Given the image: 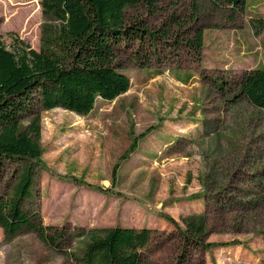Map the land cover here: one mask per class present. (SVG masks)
<instances>
[{
  "label": "rangeland",
  "instance_id": "374dc122",
  "mask_svg": "<svg viewBox=\"0 0 264 264\" xmlns=\"http://www.w3.org/2000/svg\"><path fill=\"white\" fill-rule=\"evenodd\" d=\"M191 1L126 8L152 31L173 11L184 23L152 46H117L125 93L86 115L40 111L41 160L23 209L64 232L62 248L0 227V264H73L89 230L115 226L152 230L141 264H264V110L239 91L245 70L264 68V0H245L241 12L198 0L197 24ZM39 2L0 0L6 45L14 34L39 49L43 25L55 22ZM195 25L204 26L200 57L185 42ZM19 169L4 162L0 193H11ZM201 216L216 245L186 246L174 222L185 229Z\"/></svg>",
  "mask_w": 264,
  "mask_h": 264
},
{
  "label": "trees",
  "instance_id": "16d2710c",
  "mask_svg": "<svg viewBox=\"0 0 264 264\" xmlns=\"http://www.w3.org/2000/svg\"><path fill=\"white\" fill-rule=\"evenodd\" d=\"M172 1L40 0L43 17L55 22L53 26L43 25L39 49L14 34L6 45L0 34V171L4 162L20 166L11 193H0V227L5 235L29 228L47 246L62 248L65 233L53 225H44L39 211L23 209L35 167L41 160L40 111L63 108L86 115L97 98L112 101L125 93L130 80L115 66L117 46L136 42L152 46L170 34L169 28L165 29L170 23L178 27L171 32L176 36L184 23L173 11L160 28L152 31L142 19L128 18L126 8L141 4L155 10L159 3ZM211 1L214 7L225 6L232 12L243 11L245 4V0ZM197 3L198 0L191 1L193 22L199 20ZM203 28L195 25L185 30L192 33L185 39L186 46L197 57L201 55ZM239 91L251 104L264 110V68L245 70ZM203 219L201 216L197 222L186 220L185 229L174 222L186 246L216 245L205 240ZM151 233L147 227L94 228L87 232L79 253L71 251L69 255L73 264H141L139 250L149 243Z\"/></svg>",
  "mask_w": 264,
  "mask_h": 264
},
{
  "label": "crops",
  "instance_id": "0c3cea01",
  "mask_svg": "<svg viewBox=\"0 0 264 264\" xmlns=\"http://www.w3.org/2000/svg\"><path fill=\"white\" fill-rule=\"evenodd\" d=\"M110 102V101H106V100H102V99H100V98H97V100H96V102H95V104L97 103V102Z\"/></svg>",
  "mask_w": 264,
  "mask_h": 264
}]
</instances>
